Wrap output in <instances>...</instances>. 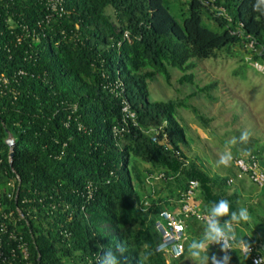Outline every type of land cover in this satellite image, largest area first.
<instances>
[{"label": "trees", "instance_id": "16d2710c", "mask_svg": "<svg viewBox=\"0 0 264 264\" xmlns=\"http://www.w3.org/2000/svg\"><path fill=\"white\" fill-rule=\"evenodd\" d=\"M216 1L232 21L198 0H186L178 14L171 0H56V8L49 0H0V264H100L109 249L119 264H177L202 242L220 264H253L238 248L207 242L209 224L192 214H181L183 252L156 250L155 222L163 209L176 213L191 178L200 212L212 215L226 201L218 226L264 252V183L238 176L235 163L233 175L210 173L181 147L187 138L177 107L206 125L188 98L211 97L213 85L195 84L191 58L243 46L231 32L239 20L262 49L252 58L264 56V0ZM203 15L223 29L205 25ZM169 65L194 90L149 99L156 73L171 82ZM123 100L135 112L128 124ZM150 128L159 129L156 140ZM247 150L236 156L254 154L264 170V146ZM143 198L149 204L141 207ZM242 209L248 222L239 219Z\"/></svg>", "mask_w": 264, "mask_h": 264}, {"label": "rangeland", "instance_id": "374dc122", "mask_svg": "<svg viewBox=\"0 0 264 264\" xmlns=\"http://www.w3.org/2000/svg\"><path fill=\"white\" fill-rule=\"evenodd\" d=\"M171 1L173 13L178 14L182 5L187 7L186 0L182 4L181 0ZM202 22L213 29H223L211 17L203 15ZM249 55L236 43L230 50L220 49L215 55L191 58L195 65L189 71L194 74L195 84L213 85L209 89L211 97L207 92H200L188 101L209 120L203 125L202 120L185 107H177L176 117L184 126L187 142L181 147L187 157L197 158L210 173L233 175L237 171L234 164L237 153H247L251 145L264 146V56L262 60L252 56L251 60H246ZM168 68L170 83L162 73H156L149 80V99L180 98L194 90V84L178 82L182 73L178 67L169 65ZM244 131L251 133L247 142L240 139ZM222 159L226 163H222ZM243 180L248 189L250 180L246 176ZM206 245V253H201L200 257L192 256L190 251L177 264H215L213 256L221 262L217 250ZM261 253L264 256V252ZM205 255L207 260L202 259Z\"/></svg>", "mask_w": 264, "mask_h": 264}, {"label": "built area", "instance_id": "2783aa9c", "mask_svg": "<svg viewBox=\"0 0 264 264\" xmlns=\"http://www.w3.org/2000/svg\"><path fill=\"white\" fill-rule=\"evenodd\" d=\"M52 7L56 8V0H49ZM204 6L214 10L216 13L223 16L227 21H232V16L227 11V8L222 4L218 3L216 0H198ZM238 27L236 29L231 30L232 33H237L242 39L243 47L246 52L250 54L247 58L253 53H260L262 49L258 48L255 45V39L249 34L244 33L242 30L243 21L239 20L237 22ZM244 38V39H243ZM121 110L123 113V124H128V119L134 120L135 112L130 108V105L127 100H123ZM124 128L123 125L118 129L114 127V133L118 130H122ZM148 131L151 133V139H157V133L159 131L158 128H150ZM234 163L238 166V176L243 174H248L249 179L259 186L264 183V170L261 168L256 156L254 154H249L247 156H236L234 158ZM162 173L156 174L155 177L161 176ZM231 180V179H229ZM198 186V180L191 178L188 180L187 187L184 191H182L178 198L179 207L176 213H172L168 209H163L160 212L159 219L156 220L155 225L160 231L161 239L160 242L156 245V250L163 251L171 257H177L183 252V243L186 238V224L183 221V217L188 214L195 215L197 218L203 220L204 222H210V218H212L211 214L202 213L199 210V206L197 201L195 200V194ZM149 204L146 198H143L141 207ZM224 230V229H223ZM226 235L231 236L232 233L224 230ZM232 239H229L227 242L224 240L220 241H212L211 244H219L224 249L226 247V243H233ZM231 248H227L226 251ZM242 253V252H241ZM243 254V253H242ZM245 255V254H244ZM254 264V260L259 256H263L261 252L257 249L256 246H252V252L248 255Z\"/></svg>", "mask_w": 264, "mask_h": 264}, {"label": "clouds", "instance_id": "9594fccd", "mask_svg": "<svg viewBox=\"0 0 264 264\" xmlns=\"http://www.w3.org/2000/svg\"><path fill=\"white\" fill-rule=\"evenodd\" d=\"M251 133L248 131H244L241 134L240 139L242 141L247 142L250 139ZM222 163H226L225 159H222ZM229 213V204L226 201H222L217 208H215L212 212V218H210V222L208 225V229L205 234V240L207 242H212V241H228L229 239H232L233 241L239 240L238 243H226L225 251L227 248H238L240 252L245 254L246 256L250 255L252 252V245L247 243L244 239L236 237L235 233H232L231 236L226 235L225 231L218 226L217 221L214 219L216 216H223L227 215ZM232 219L235 221L237 220L236 215L233 213L232 214ZM239 219L243 220L244 222L249 221V216L246 212V210H241L240 217ZM227 227L229 229L232 228L231 224H228ZM117 250L120 251L121 253L124 252V247L122 245H117ZM190 249H199L200 251H191V255L194 257H200L201 253H206L207 250V245L206 243H193L190 245ZM202 259L207 260L208 257L205 255ZM212 259L214 260L215 264H220L218 260L215 259L213 256ZM225 261L230 259V257H225ZM100 264H119L117 261L115 255L111 252L109 249L107 255L100 260ZM254 264H264V256H259L257 259L254 260Z\"/></svg>", "mask_w": 264, "mask_h": 264}, {"label": "water", "instance_id": "95a60500", "mask_svg": "<svg viewBox=\"0 0 264 264\" xmlns=\"http://www.w3.org/2000/svg\"><path fill=\"white\" fill-rule=\"evenodd\" d=\"M10 140V142H12V139H9ZM12 154H13V152H11V156H12Z\"/></svg>", "mask_w": 264, "mask_h": 264}, {"label": "crops", "instance_id": "0c3cea01", "mask_svg": "<svg viewBox=\"0 0 264 264\" xmlns=\"http://www.w3.org/2000/svg\"><path fill=\"white\" fill-rule=\"evenodd\" d=\"M233 180V178L231 177V181Z\"/></svg>", "mask_w": 264, "mask_h": 264}]
</instances>
